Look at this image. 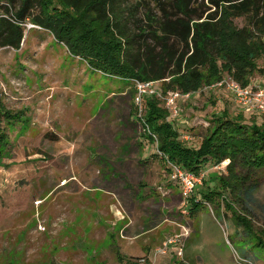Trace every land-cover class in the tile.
<instances>
[{
    "label": "rangeland",
    "instance_id": "obj_1",
    "mask_svg": "<svg viewBox=\"0 0 264 264\" xmlns=\"http://www.w3.org/2000/svg\"><path fill=\"white\" fill-rule=\"evenodd\" d=\"M28 24L18 50L0 49V136H4L0 146V264H102L100 256L116 257L110 243L102 242V226L87 223L93 212L99 215L103 211L87 203H94L106 190L122 189L128 190L129 201L137 204L131 220L140 226L165 220V224L177 222L180 226L174 225L177 231L168 237L183 235L180 242L160 247L158 252L164 253L153 254L157 260L151 257L155 264H178L184 259V249L182 257L176 255L177 249L184 247L191 225L196 228L200 220L191 223L195 215L189 214L190 207L183 199L181 210L186 214L180 213L179 206L172 210L167 202L171 196L168 191L179 186L171 181V169L161 160L155 144L142 137L137 119L143 112L134 115V105H140L138 85L94 71L49 33L30 29ZM235 24L243 26L242 20H235ZM258 65L264 68V60ZM229 79L224 75L190 98L177 99L172 107L167 106L166 97L180 94L178 91L162 95L161 82L144 88L145 94L154 92L167 108L168 121L180 140L196 150L211 115L224 108L231 116L242 113L245 120L255 118L264 123V114L241 110L231 93L216 87ZM252 86L264 89V76L255 75ZM237 167L242 178L237 185L240 191L232 192L231 187L221 191L217 186L264 239V169L244 171L239 164ZM226 168L220 171L211 163L204 166L205 179L193 197L197 196L201 207L218 221L224 248L232 254L229 264H237L236 255L251 264H264V252L251 247V237L236 225L225 204L218 199L205 202L199 196L206 183L211 189L216 186L210 175L227 181ZM227 182L232 184L233 180ZM148 188L154 190L149 196L139 194ZM115 202V214L124 221L125 204L118 197Z\"/></svg>",
    "mask_w": 264,
    "mask_h": 264
},
{
    "label": "trees",
    "instance_id": "obj_2",
    "mask_svg": "<svg viewBox=\"0 0 264 264\" xmlns=\"http://www.w3.org/2000/svg\"><path fill=\"white\" fill-rule=\"evenodd\" d=\"M0 5V49L18 50L28 22L94 71L136 84L161 82L164 96L194 94L224 75L241 87L250 86L255 75L264 76L258 65L264 60V0H0ZM134 106L135 116L143 112L137 119L142 137L155 144L169 170L171 164L198 174L209 163L229 160L226 179L233 183L213 175L216 186L206 183L199 196L224 203L251 237V247L264 252V239L221 192L241 190L237 164L244 171L264 169V123L245 120L242 113L231 116L224 108L211 115L195 150L180 140L155 93L141 96L139 107ZM190 202L195 215L201 202Z\"/></svg>",
    "mask_w": 264,
    "mask_h": 264
},
{
    "label": "crops",
    "instance_id": "obj_3",
    "mask_svg": "<svg viewBox=\"0 0 264 264\" xmlns=\"http://www.w3.org/2000/svg\"><path fill=\"white\" fill-rule=\"evenodd\" d=\"M154 154L155 153H152L151 155ZM213 175L214 174L210 175L208 178H211ZM113 179L117 180V178ZM115 184L118 186V183ZM151 189L152 188L141 190L139 194L141 196L145 194L149 196L152 191H154ZM127 191L128 190L123 189L106 190L105 194H101L100 198H96L94 203H87L91 204L90 206L92 208L99 206L101 208L100 212L103 211V213H100L99 215L93 212V216L88 217V225L90 224L93 227L102 226L100 227L103 229L102 242L110 243L112 247L110 248V251H115L117 254L116 257H114L115 255L113 254H105L104 256L99 255L100 259L102 264H114V262L116 264H124L127 261H132L136 264L139 258H145L148 262H151L148 264H155L151 260V257L156 259L153 254H155V252L163 245L169 235L176 233L177 228L180 226L177 222H169L168 224H165L164 222L166 220L154 226H140L131 220L132 217L135 216L134 212L138 207L136 206L137 204L129 201ZM94 195L96 194L94 193ZM115 196H117L118 199L122 200L125 204L123 213L125 217L126 215L127 217L124 221L120 220L121 215L119 217L115 214V200L117 198ZM193 198L196 199V202L199 201L197 196H194ZM168 199L169 200L167 202L171 205L172 210L175 209L176 206H179L180 208L178 207V209L180 210L183 209L184 202L181 198L179 188L177 189L172 187L171 196ZM138 201L139 200L136 199V202ZM187 204L189 205V210L191 212L192 206L190 200ZM184 208L187 210L188 206ZM180 213L186 214L187 212L181 210ZM96 218H98L97 221ZM196 218H199L200 221L196 225V228H193L191 225L192 229L190 234H187L186 236V242L183 247L184 259H180L179 262H176H178V264H229V259L232 258V254L229 250L224 248V238L216 218L203 207L196 212L195 216L191 220V223H193L192 221ZM160 229H162L161 232H159ZM91 235H93V232H91ZM192 235L195 237L192 238ZM118 256L122 258L123 263L119 262L117 259ZM171 260L172 256L170 257L169 262H171Z\"/></svg>",
    "mask_w": 264,
    "mask_h": 264
},
{
    "label": "built area",
    "instance_id": "obj_4",
    "mask_svg": "<svg viewBox=\"0 0 264 264\" xmlns=\"http://www.w3.org/2000/svg\"><path fill=\"white\" fill-rule=\"evenodd\" d=\"M28 25H29L28 28H30V29L38 28L36 26L31 25L30 23ZM24 27H26L25 24H24ZM137 85L139 88V97L137 98V100L139 101L141 96H143L146 93L145 88H144V86L146 84L137 83ZM216 87H223L229 93H231L236 105L241 110L254 111V112H257L259 114H264V89H259L258 87H260V86H258V87L254 86V88H256V89H254L253 86H252V88L250 86L241 87L239 84H237L236 82L229 79L226 82H220V83L216 84ZM152 93H154V92H151L150 94H152ZM183 97L188 99L190 97V94L180 95L178 93H172V94L170 93L166 97V104L168 107H172V106H174V103L177 99L183 98ZM173 109H174V107H173ZM174 111H175V109H174ZM175 113H176V111H175ZM183 139L187 140L188 137L183 136ZM228 164H229V160H224L219 165H216V166H217L218 170L223 171L228 166ZM169 167L171 169V173H170L171 181L174 184H177L179 186L181 198L185 202L188 203L189 200H191V198H193V193H194V190L196 189V187L201 185L202 182L204 181L205 172H203L201 170V171H199L198 174H194V173L184 171V170L180 169L179 167L171 165V164H169ZM168 194H171V191H168ZM181 237H183V235L175 236L174 239H167V241L164 242L162 246L164 248H166L167 245L180 242ZM227 244H229V243L227 242ZM159 250H160V248L155 253L156 254L164 253L162 251L158 252ZM176 255L178 257H182L183 245L179 246V248L177 249ZM145 262H146L145 258H140L137 261V264H145ZM235 262L237 264H251V262L249 260L241 258L237 255L235 256Z\"/></svg>",
    "mask_w": 264,
    "mask_h": 264
}]
</instances>
